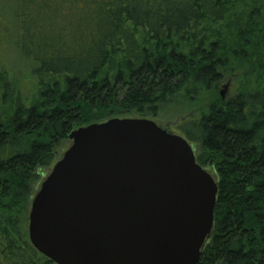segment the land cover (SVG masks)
I'll list each match as a JSON object with an SVG mask.
<instances>
[{"label":"trees","instance_id":"trees-1","mask_svg":"<svg viewBox=\"0 0 264 264\" xmlns=\"http://www.w3.org/2000/svg\"><path fill=\"white\" fill-rule=\"evenodd\" d=\"M166 109L216 175L196 264H264V0H0V264H56L27 216L73 129Z\"/></svg>","mask_w":264,"mask_h":264},{"label":"water","instance_id":"water-1","mask_svg":"<svg viewBox=\"0 0 264 264\" xmlns=\"http://www.w3.org/2000/svg\"><path fill=\"white\" fill-rule=\"evenodd\" d=\"M178 120L112 117L73 129L31 198L34 248L56 264H196L217 181L172 130Z\"/></svg>","mask_w":264,"mask_h":264},{"label":"rangeland","instance_id":"rangeland-1","mask_svg":"<svg viewBox=\"0 0 264 264\" xmlns=\"http://www.w3.org/2000/svg\"><path fill=\"white\" fill-rule=\"evenodd\" d=\"M3 42L5 40H2ZM4 47L6 48V46L4 45ZM7 54H9V57H8V61L10 62H13L14 64H16L18 61L16 59V56L14 53H12L11 50L7 49ZM26 70L22 69V70H18L17 72V75L19 77H22L24 75H26L25 73ZM229 83H228V87H227V94L226 95H230L233 93L234 91V86L230 83V80H228ZM225 83V81H223L220 86H219V89L221 88V86ZM22 86L24 87L23 89H27V88H31V85L29 84V82L27 80L24 81V83L22 84ZM22 91V90H21ZM27 92V90H26ZM26 103H29V100L26 101ZM183 113H185V110L182 111V112H177L175 109H166L164 111H162L160 113V115L156 116V117H148V118H152L155 122L159 123V124H164L165 122L167 121H173L177 118H179L178 115H182ZM130 116H134V117H137V115L135 114H132ZM178 116V117H177ZM172 130L178 134H181V132L177 129V127L175 126H172ZM64 150H59V154L60 153H63ZM50 169V168H49ZM49 171V170H48ZM41 179V178H40Z\"/></svg>","mask_w":264,"mask_h":264}]
</instances>
